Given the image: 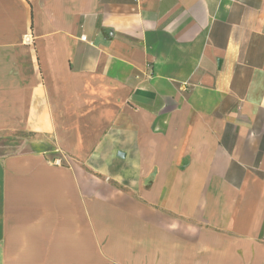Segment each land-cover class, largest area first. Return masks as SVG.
Returning <instances> with one entry per match:
<instances>
[{"label": "crops", "instance_id": "0c3cea01", "mask_svg": "<svg viewBox=\"0 0 264 264\" xmlns=\"http://www.w3.org/2000/svg\"><path fill=\"white\" fill-rule=\"evenodd\" d=\"M0 264H264V0H0Z\"/></svg>", "mask_w": 264, "mask_h": 264}, {"label": "built area", "instance_id": "2783aa9c", "mask_svg": "<svg viewBox=\"0 0 264 264\" xmlns=\"http://www.w3.org/2000/svg\"><path fill=\"white\" fill-rule=\"evenodd\" d=\"M83 40H85V37H82ZM25 42L28 43V44H31L32 43V36L31 35H27L25 37Z\"/></svg>", "mask_w": 264, "mask_h": 264}]
</instances>
